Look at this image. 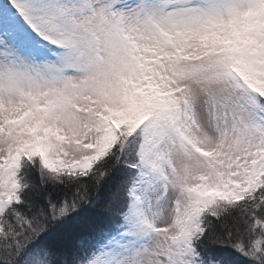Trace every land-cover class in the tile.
<instances>
[{
  "label": "snow or ice",
  "instance_id": "snow-or-ice-1",
  "mask_svg": "<svg viewBox=\"0 0 264 264\" xmlns=\"http://www.w3.org/2000/svg\"><path fill=\"white\" fill-rule=\"evenodd\" d=\"M0 264H264V0H0Z\"/></svg>",
  "mask_w": 264,
  "mask_h": 264
}]
</instances>
